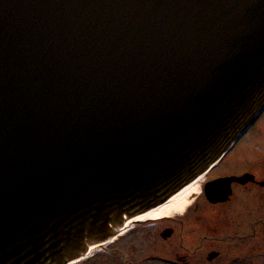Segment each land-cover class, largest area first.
I'll return each instance as SVG.
<instances>
[{
  "label": "water",
  "instance_id": "1",
  "mask_svg": "<svg viewBox=\"0 0 264 264\" xmlns=\"http://www.w3.org/2000/svg\"><path fill=\"white\" fill-rule=\"evenodd\" d=\"M263 110L264 0H0V264L73 262Z\"/></svg>",
  "mask_w": 264,
  "mask_h": 264
},
{
  "label": "flooded vegetation",
  "instance_id": "2",
  "mask_svg": "<svg viewBox=\"0 0 264 264\" xmlns=\"http://www.w3.org/2000/svg\"><path fill=\"white\" fill-rule=\"evenodd\" d=\"M232 151L197 185L199 193L179 214L128 219L73 264H258V197L264 199V173L258 171V156L245 168L229 169ZM221 167L226 169L214 174ZM233 177L244 179L229 184L225 201L206 198L209 183Z\"/></svg>",
  "mask_w": 264,
  "mask_h": 264
},
{
  "label": "rangeland",
  "instance_id": "3",
  "mask_svg": "<svg viewBox=\"0 0 264 264\" xmlns=\"http://www.w3.org/2000/svg\"><path fill=\"white\" fill-rule=\"evenodd\" d=\"M258 156V171L264 173V110L257 117L253 125L236 143L232 154L229 156V169L239 170L245 168L246 165L257 158ZM228 158V159H229ZM226 168L221 167L215 173L223 172ZM202 180V178H201ZM201 180L197 184L201 183ZM200 191L196 187L195 197ZM189 199V200H190ZM258 264H264V199L258 197Z\"/></svg>",
  "mask_w": 264,
  "mask_h": 264
},
{
  "label": "bare ground",
  "instance_id": "4",
  "mask_svg": "<svg viewBox=\"0 0 264 264\" xmlns=\"http://www.w3.org/2000/svg\"><path fill=\"white\" fill-rule=\"evenodd\" d=\"M200 180L201 178H199L198 180H196L189 186L185 187L184 189H181L177 194L172 196L162 206L156 209H153L150 212L145 213L143 215L136 216L134 218V221L136 220V221L142 222L146 220H155V219H159L164 216H173V215L179 214L182 211V209H184V207L187 205L191 195L195 194V189L198 185L197 183Z\"/></svg>",
  "mask_w": 264,
  "mask_h": 264
}]
</instances>
